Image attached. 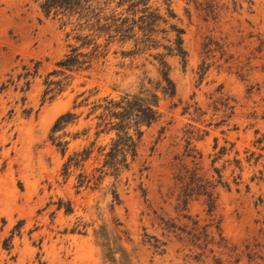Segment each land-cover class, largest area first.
<instances>
[{
	"label": "rangeland",
	"instance_id": "obj_1",
	"mask_svg": "<svg viewBox=\"0 0 264 264\" xmlns=\"http://www.w3.org/2000/svg\"><path fill=\"white\" fill-rule=\"evenodd\" d=\"M117 1L109 4L113 13L132 16ZM148 5L174 12L186 59L167 57L175 94L159 93V118L144 127L135 159L115 177L97 170L103 156L96 149L111 134L96 139L85 162L63 167L96 137L97 119L85 118L92 101L150 87L158 78L150 54L165 50L130 56L133 40L116 35L88 69L52 73L71 44H82L77 34L90 31H72L36 0H0V264H264V0ZM35 66L24 84L19 75ZM67 111L78 116L56 133L68 141L63 154L50 130ZM185 169L213 182L220 171L228 183L216 186L211 213L202 195L178 200L176 177ZM100 232L120 236L122 247L108 253Z\"/></svg>",
	"mask_w": 264,
	"mask_h": 264
},
{
	"label": "trees",
	"instance_id": "obj_2",
	"mask_svg": "<svg viewBox=\"0 0 264 264\" xmlns=\"http://www.w3.org/2000/svg\"><path fill=\"white\" fill-rule=\"evenodd\" d=\"M36 1L39 2L41 10L46 15L52 13L60 15L62 18L65 17L63 24L72 25V31L84 29L90 31L83 36L77 34L76 39L82 40V44H71L69 51L64 54L62 59L56 62L58 69L53 70L52 73L64 74L66 71L88 69L94 59L106 55L109 39L116 35L119 36L121 41L133 40L134 48L127 52L130 56L139 55L149 49H158L159 47L165 50L150 54L154 59V65H156L158 72L156 81H148L152 83L150 87L142 85L139 90L123 92L118 98L104 96L92 101L90 110L85 118H89L94 114V118L97 119L95 123L96 137L88 146L69 155L63 167L66 173L71 165L78 166L85 162L95 150L96 139L102 134H111L108 143L99 145L96 149L97 153L103 156L102 166L97 168V170L117 177L123 170L128 169L130 163L135 159L144 127L150 126L159 118L157 108L160 100L159 93L167 96L175 94V84L170 77V65L167 57L178 55L185 61L186 50L183 46L182 36L184 31L176 24L170 23V18L174 17L175 14L169 5L166 7L167 16H164L157 10L151 9L148 5V0H118L116 6L128 3L127 11L132 13V16L124 17L121 15L116 16L113 13L114 9H110L109 4L113 0ZM139 5H142L141 9H136ZM107 10L111 11L109 15L106 14ZM137 12L141 13L135 17ZM161 23L166 25V27L159 28ZM138 32L141 33L140 36H136ZM158 32L163 33L161 38H164L165 44L156 39ZM67 35H69V32ZM93 35L97 38L89 37ZM102 35L107 36L105 44L96 42V39ZM90 44H92L90 50H80L82 47H89ZM36 72L37 66L33 70H26L24 74L19 75V78L23 77L25 79L24 84H29L28 76L34 75ZM21 89L24 90V86ZM82 101L78 105H74V107L81 106ZM77 116L75 112L67 111L59 115L51 127L50 139L63 154L66 152L68 141L62 140V136L56 133L64 129L68 124L74 123ZM87 132L88 130L85 129L84 134ZM74 137H79V135L76 134ZM187 151L188 156L195 157L191 154V148L187 149ZM219 153H222V151ZM217 174L218 177L213 182L201 178L194 169H185L179 172L176 177L180 188L178 200H181L186 205L192 195H202L205 197L207 211L211 213L215 208L216 195L214 190L216 186L228 187V183L222 180L220 171H217ZM102 175L99 174L97 178H102ZM79 177L80 185L84 183L85 176L81 173ZM66 210L70 211V206ZM78 226L79 224L76 227ZM216 229L219 230L218 225H216ZM11 237L12 235L6 238L3 243V247L8 251L11 248ZM99 237L102 240L101 246L108 253L122 247L120 236L112 239L100 232Z\"/></svg>",
	"mask_w": 264,
	"mask_h": 264
}]
</instances>
